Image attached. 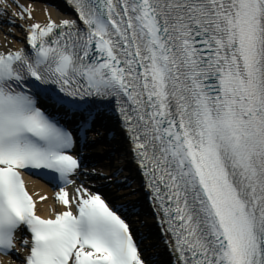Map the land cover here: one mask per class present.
Returning a JSON list of instances; mask_svg holds the SVG:
<instances>
[{
  "label": "snow or ice",
  "instance_id": "6c2138e0",
  "mask_svg": "<svg viewBox=\"0 0 264 264\" xmlns=\"http://www.w3.org/2000/svg\"><path fill=\"white\" fill-rule=\"evenodd\" d=\"M68 2L80 23L49 16L25 29L30 51L0 52V254L144 264L129 225L82 185L57 192L68 210L37 215L23 171L68 185L80 162L32 81L55 85L53 103L85 123L96 109L115 114L174 264H264V0ZM18 7L33 19L31 5ZM22 228L30 239L17 248Z\"/></svg>",
  "mask_w": 264,
  "mask_h": 264
},
{
  "label": "bare ground",
  "instance_id": "6f19581e",
  "mask_svg": "<svg viewBox=\"0 0 264 264\" xmlns=\"http://www.w3.org/2000/svg\"><path fill=\"white\" fill-rule=\"evenodd\" d=\"M18 3L21 4V6L23 5L21 1L16 2V0H13V5H11V8L9 10H11L14 13H18L20 11V7H18ZM31 5L32 8V17L33 19H20V21L22 22V25L24 27V30L26 28H28L29 25H31L32 23H36L39 22L41 24H46L48 22L49 16L51 18V20L56 21V22H61L64 19H67L68 16V12L66 11V8H59V9H55V7L51 4L48 5L45 1H38V0H33L30 1L27 5H23V7H27ZM6 9H3V4L0 3V11L1 13V18L3 20H10L11 22H13V27H16V16L14 15V13H10V11ZM21 30V28H20ZM19 30V31H20ZM23 31V29H22ZM23 42V37L21 36V32H16L14 31V29H10V27L8 25L1 27V31H0V52H6L8 50H15L17 49L20 44ZM127 156V155H126ZM105 158H108L107 156H105ZM123 158H125V155H122V160H124ZM128 158V157H127ZM129 166V165H128ZM106 168L103 167V169ZM103 169H101L102 171H104ZM121 172L123 174H127L128 169L127 168H122ZM130 173V172H129ZM131 176V175H130ZM80 177V181L78 182H83L82 175H79ZM121 177L122 176H118ZM134 179V176H132ZM110 178V177H109ZM116 179V177H115ZM27 187L30 190L31 194L34 196V199L36 201V210L41 214L42 217H48V216H54L56 213L59 212H63L65 210H68L64 205L60 204L57 199H56V193L53 192L48 186L34 180L31 178H28L27 181ZM137 181L131 182V184L129 186H127L128 189H134L136 187ZM76 185L74 187H70L67 188L66 190L69 192L70 197L72 195L75 194V192L73 193V190L76 189L75 188ZM79 187V185H78ZM126 188V189H127ZM126 191V190H125ZM119 192H122V190L120 189L118 191V196H119ZM114 194V192H113ZM41 196H46L47 199L46 200H41L40 197ZM125 198V197H122ZM128 202V201H127ZM137 204V203H136ZM75 209V206H72V210ZM18 248H20L18 246ZM21 253V252H20ZM144 261V259H142ZM0 264H20L19 261H14L12 260L10 257H1L0 258ZM144 264L145 261H144Z\"/></svg>",
  "mask_w": 264,
  "mask_h": 264
},
{
  "label": "rangeland",
  "instance_id": "374dc122",
  "mask_svg": "<svg viewBox=\"0 0 264 264\" xmlns=\"http://www.w3.org/2000/svg\"><path fill=\"white\" fill-rule=\"evenodd\" d=\"M21 1H22V2H23V4H24L25 0H21ZM16 22H17V21H16ZM20 24H22V23L20 22ZM12 25H13V24H10V26H9V27H10V29H14V31H16V32H17V27H15V28H14Z\"/></svg>",
  "mask_w": 264,
  "mask_h": 264
}]
</instances>
